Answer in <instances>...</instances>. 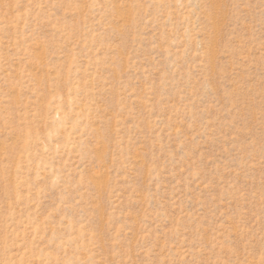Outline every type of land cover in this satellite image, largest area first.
<instances>
[{
    "label": "rangeland",
    "instance_id": "rangeland-1",
    "mask_svg": "<svg viewBox=\"0 0 264 264\" xmlns=\"http://www.w3.org/2000/svg\"><path fill=\"white\" fill-rule=\"evenodd\" d=\"M0 264H264V0H0Z\"/></svg>",
    "mask_w": 264,
    "mask_h": 264
}]
</instances>
